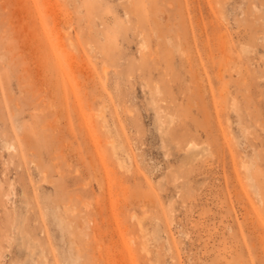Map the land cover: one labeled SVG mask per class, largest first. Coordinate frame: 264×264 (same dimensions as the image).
I'll use <instances>...</instances> for the list:
<instances>
[{
  "label": "rangeland",
  "instance_id": "obj_1",
  "mask_svg": "<svg viewBox=\"0 0 264 264\" xmlns=\"http://www.w3.org/2000/svg\"><path fill=\"white\" fill-rule=\"evenodd\" d=\"M195 1L0 0V264H264V0Z\"/></svg>",
  "mask_w": 264,
  "mask_h": 264
},
{
  "label": "bare ground",
  "instance_id": "obj_2",
  "mask_svg": "<svg viewBox=\"0 0 264 264\" xmlns=\"http://www.w3.org/2000/svg\"><path fill=\"white\" fill-rule=\"evenodd\" d=\"M190 1H191V0H190ZM197 1H198V0H196L195 2H197ZM209 1H210V0H209ZM192 2H194V0H192ZM205 2L208 3V0H207V1L205 0ZM211 2H212V0L209 2V4H210ZM213 2H214V0H213ZM199 3H201V2H198V7H199V5H200ZM211 4H212V3H211ZM193 5H194V4H193ZM195 5H196V4H195ZM195 5H194V6H195ZM211 6H212V5H211ZM193 8H194V7H193ZM205 8H206V7H205ZM205 8H203V9H205ZM209 8H211V7H209ZM209 8H207V9H209ZM191 9H192V5H191ZM194 10H195V9H194ZM194 10H193V11H194ZM199 10H200V9H198V11H199ZM214 10H215V8L213 7V8H212V11H214ZM194 12H195V11H194ZM199 12H200V11H199ZM211 13H212V12H211ZM213 13H215V12H213ZM213 13H212V17H210L211 20H212L213 17H215V16L217 17V15H215V14H213ZM194 15L197 16V13H196V14L194 13L193 16H194ZM201 15L204 16V14H200V15H199L200 18L202 17ZM210 15H211V14H210ZM218 15L221 16V13L218 14ZM199 16H198V21H199ZM206 17L208 18V15H207ZM216 17H215V18H216ZM203 18H204V17H203ZM221 18H222V17H221ZM194 19H195V18H194ZM194 19H193V20H194ZM201 19H202V18H201ZM205 19H206V18H205ZM216 19H217V18H216ZM218 19L220 20L219 17H218ZM195 20H197V19H195ZM198 21H197V22L194 21V22L197 23V24L195 23V26H196V25H199V24H198ZM205 21H207V19H206ZM205 21H204V19H203V22L207 24V22H205ZM185 22H186V21H185ZM199 22H200L201 24H203V22H201V21H199ZM209 22H210V20H209ZM209 22H208V23H209ZM215 22H216V21L214 20L213 23L215 24ZM210 23H211V22H210ZM216 23H217V22H216ZM218 23L221 25V27H220L219 25H218L219 27L216 26L217 24L215 25V26H216V27H215L214 24H213V28H212V30L210 29L212 26H211L210 24H207L208 26H211V27H207V28H209V32H211V31L213 32L217 27H218L217 29H218V31H219L220 28H222V24L220 23V21H219ZM185 24H186V23H185ZM185 24H184V21L182 20V30H184V31H182V32H183V33H186V35H190L191 33H190V34H189V33L187 34L188 31H187V29H186V26H187L188 24H187L186 26H185ZM201 24H200L199 26H202ZM204 25H205V24H204ZM204 25H203V26H204ZM188 26H189V25H188ZM188 26H187V27H188ZM203 26H202V27H203ZM196 27H198V26H196ZM203 28H205V26H204ZM198 29H199V31L202 30V29L199 28V27H198ZM200 29H201V30H200ZM205 29H206V28H205ZM222 29H223V28H222ZM191 30H192V29H191ZM191 30H190V31H191ZM223 30H224V29H223ZM199 31H198V33H199ZM203 31H204V30H203ZM203 31H201L202 33L200 32V34L203 35ZM207 31H208V29H207ZM207 31H206V32H207ZM218 31L216 30V32H217V36H218V38H219V36H220L221 34L219 35L218 33H220V31H219V32H218ZM192 32H193V31H192ZM196 32H197V31H196ZM204 32H205V31H204ZM209 32H207V34H208ZM207 34H206V35H207ZM213 34H214V33H213ZM213 34H212V35H213ZM183 35H184V37L186 36L185 34H183ZM204 35H205V34H204ZM209 35H210V33H209ZM209 35H208V37L205 36V38L208 39V40L205 41V42H209V41H210V40H209ZM225 35H226V34H222V35H221V38H222L223 40L220 39L219 41H221V40H222L223 42H224V40L226 41L225 38H227V37H225ZM178 36H179V34H178ZM192 37H193V36H192ZM197 37H198V36H197ZM210 37H211V35H210ZM212 37H214V39H215V37H216L215 34H214ZM212 37H211V38H212ZM203 38H204V37H203ZM203 38H202V39H203ZM211 38H210V39H211ZM218 38H216L217 41H218ZM60 39H61V37H60ZM187 39H188V37H187ZM198 39H199V38H198ZM212 39H213V38H212ZM212 39H211V40H212ZM199 40H200V39H199ZM60 41H61V44H63V43H62L63 40L61 39ZM203 42H204V41H203ZM203 42H202V43H203ZM215 42H216V41H215ZM199 43H200V41H199ZM209 43H210V42H209ZM212 43H213V40H212ZM218 43H219V42H217L216 44H218ZM207 44H208V43H207ZM221 44L224 46V44L227 45L228 43H227V41H226V42H224V44H223V43H221ZM202 45H203V44H202ZM202 45H201V46H202ZM218 45H219V44H218ZM218 45H216L217 48H218V50H217V54H220V52H221V50H222V47H221L222 45H219L220 49H219ZM207 46H208V45H207ZM232 46H233V45H232ZM225 47H226V46H224V48H225ZM208 48H209V47H208ZM213 48H214V47H213ZM224 48H223V49H224ZM214 49H216V47H215ZM227 49H228V47H227ZM180 50H182V49L180 48ZM206 50H207V52H208V49H206ZM206 50H204V52H205ZM224 50H225V52H226V49H224ZM224 50H223V52H224ZM183 51H184V50H183ZM210 51H211V50H210ZM210 51H209V53L212 52V51H211V52H210ZM213 51H215V50H213ZM218 51H219V53H218ZM184 52H185V51H184ZM204 52H203V53H204ZM215 52H216V51H215ZM223 52H221L222 55H221V54H220V55H221L222 58L224 59L223 62L225 61L224 64L230 65L231 63H228V62H227L230 58L228 57L229 59H227V57L225 56V52H224V53H223ZM181 53H182V52H181ZM185 53H186V52H185ZM212 54H213V53H212ZM212 54H211V55H212ZM217 54H216V56H219V55H217ZM228 54H229V53H228ZM229 55H230V54H229ZM186 56H187V53H186ZM188 56H190V55H188ZM188 56H187V58H185V59L188 60ZM204 56H205V55H204ZM204 56H203V57H204ZM207 56H209V54H207ZM224 56H225V57H224ZM212 57H213V55H212ZM205 58H206V57H205ZM207 58H208V57H207ZM210 58H211V57H210ZM218 58H219V57H218ZM218 58H217V59H218ZM225 58H226L227 60H226ZM187 60H186V63H187V64H188V63L191 64V62H190V61L187 62ZM218 60H219V59H218ZM229 61H231V59H230ZM200 62H202V60H201ZM220 63H221V62H220ZM202 64H203V63H202ZM202 64H201V65H202ZM221 64L223 65V63H221ZM216 65H217V64H216ZM222 65H221V66H222ZM221 66L219 67L220 69H221ZM225 67H226V66H222V68H225ZM230 67H231L230 69H232V66H230ZM188 68H189V67H188ZM193 68H194V67H193ZM210 68H211V67H210ZM219 68L217 67L218 70H219ZM228 68H229V66H228ZM190 69H191V65H190ZM198 70H199V69H198ZM214 70H215V69H214ZM218 70H216V72H217ZM223 70H224V69H223ZM194 71H195V70H194ZM194 71H193V72L191 71L192 78L194 77V76H193L194 74H198V72H200V71H197V70H196L197 72L194 73ZM204 71H205V70H204ZM204 71H203V72H204ZM208 71H209V70H208ZM210 71H211V70H210ZM221 71H222V69H221ZM221 71L219 70V72H221ZM192 73H194V74H192ZM231 73H232V72H231ZM189 74H190V73H189ZM199 74H201V73H199ZM210 74H211V73H210ZM214 74H215V72H214ZM214 74H213V75H214ZM222 74H224V73L222 72ZM202 75H203V74H202ZM202 75H201V76H202ZM205 75H206V74H205ZM213 75H212V76H213ZM218 75H219V77H220V76L222 77L221 73L218 74ZM189 76H190V75H189ZM216 76H217V75H215V78H216ZM196 77H197V76H196ZM198 77H199V76H198ZM198 77H197V78H198ZM91 78H92V76H91ZM245 79H247V78H245ZM193 80H195V77H194ZM219 80H220V79H219ZM222 81H223V80H222ZM207 83H209V82L207 81ZM200 89H201V88H200ZM223 89H224V88H223ZM158 90H159V89H158ZM218 90H219V89H218ZM156 91H157V90H156ZM203 91H204V93H205V90H203ZM224 91H225V90H224ZM224 91H222V92L224 93ZM225 92H226V91H225ZM223 93H221V94H223ZM211 94H212V93H211ZM224 94H225V93H224ZM224 94H223V95H224ZM199 95H200V93L198 94V96H199ZM201 95H203L202 92H201ZM201 95H200L199 97H201ZM212 95H213V94H212ZM213 97H214V95H213ZM219 97H220V96H219ZM201 98H202V97H201ZM220 98L223 99L224 97L221 96ZM202 99H203V98H202ZM206 99H208V98L206 97ZM212 99H213V98H212ZM203 100H204V99H203ZM202 102H204V101H202ZM232 102H233V101H232ZM157 103H158V102H157ZM157 103H156V104H157ZM154 104H155V103H154ZM203 104H204V103H203ZM235 105H236V104H234L233 107H234ZM202 106H203V105H202ZM202 106H201V108H202ZM214 106H215V104H214ZM236 106H237V105H236ZM215 107H216V106H215ZM203 109H204V108H203ZM203 109H202V111H203ZM235 109H236V107H235ZM204 111H205V109H204ZM239 111H240V110H239ZM137 222L139 223V220H138ZM85 228H86V227H85ZM85 228H82L81 232H82L83 229H85ZM78 232H79V231H78ZM82 233H84V234L86 235L85 230H84V232H82ZM80 235H81V234H80ZM143 249H144V248H143ZM144 250H145V249H144Z\"/></svg>",
  "mask_w": 264,
  "mask_h": 264
}]
</instances>
